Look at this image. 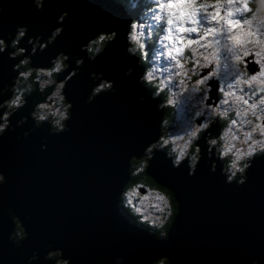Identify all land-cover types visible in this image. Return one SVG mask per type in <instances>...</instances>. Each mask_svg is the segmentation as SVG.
Segmentation results:
<instances>
[{
  "label": "clouds",
  "instance_id": "1",
  "mask_svg": "<svg viewBox=\"0 0 264 264\" xmlns=\"http://www.w3.org/2000/svg\"><path fill=\"white\" fill-rule=\"evenodd\" d=\"M27 3L36 17L51 0ZM113 3L127 14L123 29L96 28L71 51L55 47L68 27L70 7L58 8L45 31H37L31 20L0 28L6 73L0 77V141L17 129V140L36 129L49 136L68 132L75 107L68 86L82 71L88 81L83 103L114 94L116 81L96 65L119 42L128 61L123 76L134 78L144 92L139 100L154 101L160 118L142 147L125 155L126 178L112 194V207L137 232L166 245L181 205L172 181L153 167L158 156L188 177L206 165L224 185L236 188L248 183L253 161L264 158V0H136L133 11L128 0ZM8 14L3 0L0 17ZM169 109L181 110L180 123L165 119ZM39 148L47 151L46 138ZM8 183L7 169L0 167V188ZM5 215L4 241L19 249L18 264H79L56 239L26 247L29 216L13 208ZM0 264H10L9 258L0 255ZM105 264L178 261L165 247H156L135 260L114 250ZM235 264H264V251Z\"/></svg>",
  "mask_w": 264,
  "mask_h": 264
},
{
  "label": "water",
  "instance_id": "2",
  "mask_svg": "<svg viewBox=\"0 0 264 264\" xmlns=\"http://www.w3.org/2000/svg\"><path fill=\"white\" fill-rule=\"evenodd\" d=\"M60 7H70L72 14L55 47L68 51L96 28L123 29L128 18L113 0H51L45 13L36 17L30 15L27 0H8L9 14L0 17V28L31 20L37 31H45ZM38 59L43 62L46 57ZM127 62L119 42L98 58L96 66L116 81V92L99 96L92 104L83 103L88 85L83 71L75 84H69L75 107L68 132L49 136L36 129L17 140L21 131L17 129L0 141V167L9 177L0 188V255H6L10 264H18L19 249L4 241L8 208L30 218L26 247L56 239L79 264H105L114 250L135 260L156 247L169 250L178 264H235L243 256L264 251V158L253 161L248 183L236 188L224 185L206 165L188 177L158 156L153 167L172 181L181 205L166 245L137 232L114 211L112 194L126 178L124 157L157 131L160 118L154 101L147 96L139 100L144 92L134 78L123 76ZM5 74L0 61V77ZM45 138L48 149L41 152Z\"/></svg>",
  "mask_w": 264,
  "mask_h": 264
},
{
  "label": "flooded vegetation",
  "instance_id": "3",
  "mask_svg": "<svg viewBox=\"0 0 264 264\" xmlns=\"http://www.w3.org/2000/svg\"><path fill=\"white\" fill-rule=\"evenodd\" d=\"M177 114L178 112H175L174 110L169 109L167 110V115L165 119L173 120L175 123L178 124V121H182V119H178ZM141 191H143V189Z\"/></svg>",
  "mask_w": 264,
  "mask_h": 264
},
{
  "label": "rangeland",
  "instance_id": "4",
  "mask_svg": "<svg viewBox=\"0 0 264 264\" xmlns=\"http://www.w3.org/2000/svg\"><path fill=\"white\" fill-rule=\"evenodd\" d=\"M131 2H136V0H130ZM130 8H131V6H130ZM175 112H178V114H177V117H178V119H183V113L181 112V110L180 109H177V110H175ZM181 121H178V123H180Z\"/></svg>",
  "mask_w": 264,
  "mask_h": 264
},
{
  "label": "trees",
  "instance_id": "5",
  "mask_svg": "<svg viewBox=\"0 0 264 264\" xmlns=\"http://www.w3.org/2000/svg\"><path fill=\"white\" fill-rule=\"evenodd\" d=\"M136 2H131L130 0H128V4H130L131 6V10L133 11V5L135 4Z\"/></svg>",
  "mask_w": 264,
  "mask_h": 264
}]
</instances>
